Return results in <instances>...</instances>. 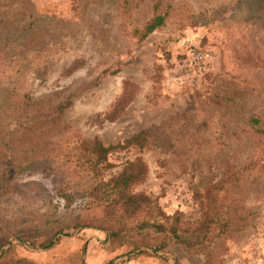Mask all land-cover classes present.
Masks as SVG:
<instances>
[{"label": "rangeland", "instance_id": "1", "mask_svg": "<svg viewBox=\"0 0 264 264\" xmlns=\"http://www.w3.org/2000/svg\"><path fill=\"white\" fill-rule=\"evenodd\" d=\"M157 1L171 14L138 38L133 28ZM29 14L57 24L42 22L35 39L8 38ZM194 49L209 52L204 65L185 62ZM253 116L264 121V0H141L126 14L111 0H0V155L24 169L6 168L13 188L0 196V264H264V134ZM143 129L142 146L87 162L93 139L122 144ZM133 158L145 165L134 190L154 199L165 227L198 224L209 185L252 159L229 189L231 227L211 240L208 258L169 239L140 253L112 245L105 231L133 234L135 221L89 200L80 216L25 222L54 184L79 191ZM67 224L77 226L40 246Z\"/></svg>", "mask_w": 264, "mask_h": 264}, {"label": "trees", "instance_id": "2", "mask_svg": "<svg viewBox=\"0 0 264 264\" xmlns=\"http://www.w3.org/2000/svg\"><path fill=\"white\" fill-rule=\"evenodd\" d=\"M115 5V10L120 9L123 13H127L129 9L136 6L141 0H111ZM170 8L163 2L157 1L153 4L151 16L139 27L133 28V33L138 38L145 37L154 29L161 27L168 15ZM27 20L18 29L10 32L8 38L13 37H31L35 39L37 31L45 29L46 26L42 22H55L51 17L46 15H28ZM32 21L31 24H29ZM69 70L67 69V72ZM66 106V103H59L57 110L60 111ZM264 121L253 116L249 120L251 128L259 127L260 133L264 134ZM258 131V130H257ZM146 129L139 130L128 138L123 139L122 144H113L104 146L98 139H93L85 145L86 160L91 167L97 166L99 163H106V155L109 150L121 148L123 145L142 146L146 143ZM260 136V134H259ZM247 163L241 167L231 166L225 168L219 178L213 181L205 190L201 200V219L198 224H182L173 222L164 226L161 221L160 213H155L156 203L154 199L141 191H135L134 187L138 185L145 174V165L139 158L126 160L120 169L106 179L86 184L79 191L69 193L68 187L54 184L53 189L48 193L47 205L42 208L40 205L35 206L34 216H29L25 222L35 224L37 226L52 225L55 222H61L65 216H80L84 213L89 203L94 206H102L107 210L114 211L117 219H133L136 231L133 234H124L119 232L117 228H110L105 231L112 245H126L129 251L138 250L137 253L146 252L145 248L156 250L157 247L151 245V242L166 243L169 239L178 245L183 251L191 254H200L208 258L206 251L207 246L212 239L222 236L231 227L229 212L233 209L228 204L229 189L235 185L240 179V173L252 166V159L249 158ZM8 155H0V196L7 195L13 188L6 178V168L12 167L15 171H23ZM261 167V162L259 163ZM36 192L39 187H36ZM72 191V190H71ZM222 193V194H220ZM44 201V200H43ZM25 224V223H24ZM77 225H60L46 240L42 248L52 245L55 235L63 232V228L76 227ZM19 242L24 239H19ZM143 248V249H140ZM2 246H0V249ZM1 251V250H0ZM2 252V251H1ZM4 264H13L10 259Z\"/></svg>", "mask_w": 264, "mask_h": 264}, {"label": "built area", "instance_id": "3", "mask_svg": "<svg viewBox=\"0 0 264 264\" xmlns=\"http://www.w3.org/2000/svg\"><path fill=\"white\" fill-rule=\"evenodd\" d=\"M209 52L202 49H194L189 51L186 56L185 62L188 66L190 65H204V63L209 59Z\"/></svg>", "mask_w": 264, "mask_h": 264}]
</instances>
